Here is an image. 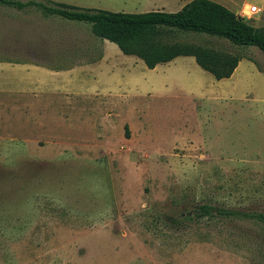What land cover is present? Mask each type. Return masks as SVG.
I'll use <instances>...</instances> for the list:
<instances>
[{
    "label": "rangeland",
    "instance_id": "obj_1",
    "mask_svg": "<svg viewBox=\"0 0 264 264\" xmlns=\"http://www.w3.org/2000/svg\"><path fill=\"white\" fill-rule=\"evenodd\" d=\"M11 1L143 14L191 0ZM208 1L264 27V0ZM48 18L86 34L73 60L95 63L104 49L105 63L59 93L0 94V264H264V225L217 213L264 215L261 52L174 36L242 57L216 81L191 57L149 70L88 24ZM48 18L0 4L4 47L11 53L17 25ZM199 206L212 217L196 219Z\"/></svg>",
    "mask_w": 264,
    "mask_h": 264
},
{
    "label": "trees",
    "instance_id": "obj_2",
    "mask_svg": "<svg viewBox=\"0 0 264 264\" xmlns=\"http://www.w3.org/2000/svg\"><path fill=\"white\" fill-rule=\"evenodd\" d=\"M0 4L18 10L34 5L44 16L86 23L93 37L112 43L122 55L139 59L149 70L177 57H191L199 69L219 81L229 78L242 58L238 54L204 45L178 42L174 40L177 34H192L227 42L235 47H254L264 56V27H252L223 6L208 0H191L175 13L153 11L143 14L112 13L63 3L43 5L31 1L0 0ZM217 213L220 216L252 219L264 225L263 214ZM194 217L210 219V208L199 206Z\"/></svg>",
    "mask_w": 264,
    "mask_h": 264
},
{
    "label": "crops",
    "instance_id": "obj_3",
    "mask_svg": "<svg viewBox=\"0 0 264 264\" xmlns=\"http://www.w3.org/2000/svg\"><path fill=\"white\" fill-rule=\"evenodd\" d=\"M107 2L141 4L144 0H109ZM17 26L23 28L20 35L15 37L16 41L13 42L12 49L10 48L11 53L1 41L5 36L0 35V94L31 92L39 96L59 93L58 90L61 91L64 84L75 81L73 78L70 79L74 73L82 74L87 67L94 68L95 65L105 63L103 48L102 58L95 63L83 62L79 58L73 60L74 42H78L80 48L85 45L87 36L82 35L81 32H73L71 27L50 19L44 26L29 23H21ZM4 73L8 74L9 78H3Z\"/></svg>",
    "mask_w": 264,
    "mask_h": 264
},
{
    "label": "built area",
    "instance_id": "obj_4",
    "mask_svg": "<svg viewBox=\"0 0 264 264\" xmlns=\"http://www.w3.org/2000/svg\"><path fill=\"white\" fill-rule=\"evenodd\" d=\"M254 11H255V8H254L253 6H251V7L247 10V13L252 14V13H254Z\"/></svg>",
    "mask_w": 264,
    "mask_h": 264
}]
</instances>
